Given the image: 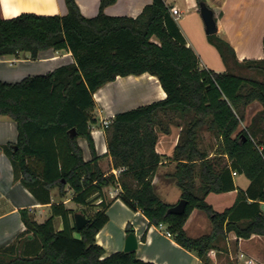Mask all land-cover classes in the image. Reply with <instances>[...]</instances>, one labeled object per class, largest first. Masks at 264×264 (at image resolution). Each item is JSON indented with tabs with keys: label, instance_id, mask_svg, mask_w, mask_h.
Listing matches in <instances>:
<instances>
[{
	"label": "trees",
	"instance_id": "16d2710c",
	"mask_svg": "<svg viewBox=\"0 0 264 264\" xmlns=\"http://www.w3.org/2000/svg\"><path fill=\"white\" fill-rule=\"evenodd\" d=\"M116 1L101 0L99 12L92 17L82 14L77 0H65V15L0 16V56L30 53L36 58L44 50L67 49L74 58L46 74L16 82L0 80V115L10 116L18 128L17 142L0 147L10 157L15 179L36 196L38 189L45 191V202H50L55 187L61 196L67 187L72 189L73 200L84 206L93 198L101 199L92 216L82 210L90 222L80 230L74 221L76 210L64 203H53L52 215L43 223L27 208L21 209L26 233L34 240L16 239L4 249L9 258L0 264H155L139 258L136 251L106 255L97 243L96 235L110 220L107 210L113 201L104 193L108 186H120L116 198L142 211L150 225L165 224L176 242L207 263L208 252L231 232L238 238L264 235L260 206L264 201V57L240 61L233 46L218 37L212 43L230 68H203L165 0H152L137 17L106 14L105 7ZM201 1L206 2L197 0L198 5ZM231 63L254 69L263 79L238 74ZM143 73L156 76L167 96L115 114L106 137L113 166L120 173L105 175L92 136V125L98 122L93 114L94 94L118 76ZM255 101L262 108L249 125L241 127L247 107ZM173 124L182 127L172 157L177 161L173 176L182 190L181 199L188 200L182 214H168L172 204L160 198L153 184L163 160L157 151L159 136L169 133ZM73 128L75 137L69 133ZM203 130L218 138L212 157L199 145ZM80 137L88 141L90 160L84 158ZM233 171L245 173L251 184L239 191L232 207L219 212L206 197L236 189ZM196 208L208 214L212 230L192 237L184 225ZM56 216L62 219L60 230L55 228ZM127 231L133 228L127 226ZM33 242L39 249L30 253L26 244Z\"/></svg>",
	"mask_w": 264,
	"mask_h": 264
},
{
	"label": "crops",
	"instance_id": "0c3cea01",
	"mask_svg": "<svg viewBox=\"0 0 264 264\" xmlns=\"http://www.w3.org/2000/svg\"><path fill=\"white\" fill-rule=\"evenodd\" d=\"M178 1L187 6L186 11L180 7ZM77 2L82 14L87 17L95 16L99 12L101 0H77ZM151 2L152 0H117L106 6L104 12L112 16L137 17ZM165 2L170 8H179L182 11V16L189 9L198 5L197 0H165ZM206 2L215 12L218 25L217 34L233 46L240 61L264 57V20L259 22L260 14L264 11V0H206ZM255 4L256 8L253 10ZM27 12L40 15H65L67 6L65 0H0V16L3 18L8 19ZM247 15L250 18V24L243 22ZM180 18L176 20L178 26L186 38L187 45L193 48V44L188 40L179 23ZM250 28H252L251 31L257 30L254 37L249 35ZM193 50L199 56L194 48ZM73 61V54L67 49L44 50L36 58H32L30 53H21L18 56H0V80L20 81L30 75L46 74ZM201 66L208 68L202 62ZM139 88L142 93L131 99L133 89ZM166 96L167 93L159 79L149 73L118 76L116 80L107 83L95 92L96 104L93 114L98 122L92 125V136L96 152L100 156L99 164L105 175L111 173L116 175L118 169L113 166L112 157L108 153L106 128L103 126V120L108 117L113 118L118 112L165 99ZM261 108L262 105L258 101L247 107L244 127L249 125L253 115ZM181 130V126L171 125L169 133H160L157 144V151L163 155V160L154 176L153 184L160 198L172 205L178 203L182 195V190L173 176L177 161L172 159ZM162 134L163 136H161ZM165 135L168 137L165 138ZM17 139L16 121L8 115H0V147L15 144ZM78 142L83 149L85 160H90L92 152L88 141L86 138L80 137ZM214 154V152H210L209 157ZM233 177L236 189L223 193L211 192L206 197V200L219 212L232 207L237 200L239 191L247 190L251 184V180L245 173L233 171ZM197 182L199 183V178H197ZM108 187L104 193L108 199L113 201L107 210L110 220L96 235V241L106 249V255L124 249L128 234L127 226H131L139 240L137 256L155 264H239L243 263L246 258H253L257 264H264V235L254 234L250 238H238L231 232L225 240L217 243V246L208 252L209 262L207 263L196 252L184 248L172 236L167 235L165 227L150 225L149 219L142 211H135L120 198H116L121 191L120 186ZM65 192L66 194L61 196L59 189L53 188L49 194L50 202L43 200L47 198V194L42 189H38L39 196H36L21 181L15 179L10 157L4 148H0V261L9 258L8 251L4 249L16 239L23 243L28 237L30 242L34 240L26 233L21 209L27 208L36 221L43 223L52 215L51 206L53 203H64L67 208L76 211H82L87 207L73 200L72 189L67 187ZM108 194H111V197ZM100 201L101 199H98L95 202L94 212L100 209L98 206ZM260 206L264 212V201H260ZM116 209H118L117 212H115ZM59 219L62 222L61 217L56 216L54 224ZM184 227L188 235L198 237L211 232L212 222L205 211L196 208L190 214ZM55 228L60 230L62 227L58 228L55 224ZM26 248L28 252L34 253L39 249V245L36 242L28 243ZM241 254H244L245 258H240Z\"/></svg>",
	"mask_w": 264,
	"mask_h": 264
},
{
	"label": "rangeland",
	"instance_id": "374dc122",
	"mask_svg": "<svg viewBox=\"0 0 264 264\" xmlns=\"http://www.w3.org/2000/svg\"><path fill=\"white\" fill-rule=\"evenodd\" d=\"M180 7L186 11V5L183 4L181 1H178ZM256 8V4L253 7V10ZM254 12V11H253ZM252 12V13H253ZM219 15V12H217ZM250 15V13H249ZM247 18L243 20L244 24L249 23L250 24V18L247 15ZM248 20V21H246ZM264 20V11L261 12L259 17V22L261 23ZM179 23L181 27L183 28L184 32L187 35L188 40L193 44V48L197 51L199 54V58H201V62L203 65L207 66L208 68L215 70V71H225L228 70L230 67L224 62L223 58L220 55L219 50L216 48V46L212 43L213 40L217 39L218 37L221 38L217 33L208 35L205 30V23L202 18V15L200 13L199 5H195L191 9H189L187 12L184 13L182 18H180ZM243 24V26H244ZM246 24V26H247ZM252 28L249 29V35L254 37L257 33V30L251 31ZM247 31V29H245ZM253 40V38H252ZM233 63H231L232 65ZM232 70H234L236 73L257 78V79H263L262 75L256 72L254 69H248V68H242V67H236L232 65ZM142 93L141 89H133L131 95V99L136 98V96H139V94ZM164 115V114H163ZM172 116L176 121L181 122V119L177 116ZM174 125V124H173ZM244 123H242L241 127H244ZM176 126V125H175ZM163 136V134L161 135ZM165 138L168 137V135L164 136ZM170 137V136H169ZM218 144V138L210 131L203 130L200 132L199 137V145L202 149L208 152H216ZM216 146V148H215ZM170 152V151H169ZM116 187V186H115ZM109 188V187H108ZM105 188V191L108 189ZM115 192H113L114 194ZM109 197H111V194H108ZM115 195V194H114ZM110 200V199H108ZM97 201L96 198H93L90 204L83 208V210L86 212L88 216H92L94 212L95 202ZM79 210V209H77ZM118 209L115 210L117 212ZM56 226L58 228L62 227L61 220H56Z\"/></svg>",
	"mask_w": 264,
	"mask_h": 264
},
{
	"label": "water",
	"instance_id": "95a60500",
	"mask_svg": "<svg viewBox=\"0 0 264 264\" xmlns=\"http://www.w3.org/2000/svg\"><path fill=\"white\" fill-rule=\"evenodd\" d=\"M199 9L205 23L206 33L208 35L217 33L218 25L214 10L211 7H209L208 4L204 1H201L199 3ZM69 133L71 137H75L77 135L75 128L71 129ZM187 206H188V200L182 198L178 203L172 205L168 209V214L170 213L182 214L186 211ZM74 219H75L76 227L79 230L90 222V218H88L82 211H76L74 213ZM138 242L139 240L136 233L134 231L128 232L125 239V245L123 250L127 252L136 251L138 248Z\"/></svg>",
	"mask_w": 264,
	"mask_h": 264
},
{
	"label": "built area",
	"instance_id": "2783aa9c",
	"mask_svg": "<svg viewBox=\"0 0 264 264\" xmlns=\"http://www.w3.org/2000/svg\"><path fill=\"white\" fill-rule=\"evenodd\" d=\"M170 12L176 20L182 16V11L177 7H171ZM111 123H112V117H108V118L104 119L103 120L104 128L109 127ZM119 173H120V170H118V172H116V175L118 176ZM159 226L165 227L166 234L171 236V232L168 230V228L165 224L161 223ZM244 256H245L244 254H241L240 258H245ZM239 264H257V261L253 258H246V259H244L243 263H239Z\"/></svg>",
	"mask_w": 264,
	"mask_h": 264
},
{
	"label": "bare ground",
	"instance_id": "6f19581e",
	"mask_svg": "<svg viewBox=\"0 0 264 264\" xmlns=\"http://www.w3.org/2000/svg\"><path fill=\"white\" fill-rule=\"evenodd\" d=\"M120 206V205H119Z\"/></svg>",
	"mask_w": 264,
	"mask_h": 264
}]
</instances>
